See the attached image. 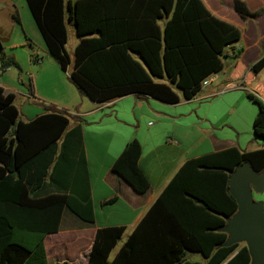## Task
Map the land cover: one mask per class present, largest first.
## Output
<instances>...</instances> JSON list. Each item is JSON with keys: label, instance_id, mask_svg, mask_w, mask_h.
Instances as JSON below:
<instances>
[{"label": "trees", "instance_id": "trees-1", "mask_svg": "<svg viewBox=\"0 0 264 264\" xmlns=\"http://www.w3.org/2000/svg\"><path fill=\"white\" fill-rule=\"evenodd\" d=\"M24 3L48 55L63 71L69 64L66 23H72L78 42L68 76L95 102L141 92L175 103L173 87L189 99L202 79L221 70L225 57L236 59L241 52L232 46L240 28L213 15L201 0ZM232 9L242 19L260 12L249 10L244 0H232ZM12 19L19 22L15 14ZM10 65L17 67L12 57L0 54V68ZM262 68L264 52L248 70L257 74ZM246 95L257 105L253 134L264 143V102ZM13 98L0 86V264H48L43 238L58 230L63 210L84 224L93 222L87 172L76 158L79 130L65 131L69 116L61 110L20 120ZM139 154L140 144L132 139L110 167L141 193L148 180L137 163ZM243 161L257 172L264 169V145L185 160L110 259L123 226L95 230L85 264H249L246 246L219 245L226 234L217 230L236 210L227 179ZM186 252L199 253L202 263L187 259Z\"/></svg>", "mask_w": 264, "mask_h": 264}, {"label": "crops", "instance_id": "crops-1", "mask_svg": "<svg viewBox=\"0 0 264 264\" xmlns=\"http://www.w3.org/2000/svg\"><path fill=\"white\" fill-rule=\"evenodd\" d=\"M201 1L213 15L240 28V38L232 46L241 48V52L236 59L225 57L221 70L211 73L215 77L204 86L200 85L189 99L183 98L180 90L173 87L178 95L175 103L141 92L127 93L103 102L90 100L68 76L78 42L72 23V58L65 50L69 58L65 71L48 55L44 46L42 54L31 51L33 56L41 59L33 66L32 78L44 77L46 70L51 69L64 81L65 91L53 95L42 93L28 77V92L21 95L41 104L43 109L18 118L28 120L51 109L67 113L69 121L65 131L79 130L76 158L83 160L82 168L87 172L93 211V222L89 224H84L67 210L62 211L58 230L43 238L48 264H85V254L97 228L123 226L121 236L124 235V240L185 160L228 147L248 151L264 145L253 134L251 126L257 105L246 95L250 92L264 102V68L257 74L248 70V66L264 52V0H244L249 10H260L247 19H242L232 9V0H228L226 9L221 5L222 0ZM0 9L14 21L12 15L17 13L12 0H0ZM153 79L166 82L165 78ZM0 86L5 92H12L1 83ZM12 93L14 102L15 94ZM14 105L18 114H22L23 107ZM132 139L140 144L137 163L148 180V187L141 193L135 192L110 167L124 145ZM263 192L264 189L255 193ZM108 199L113 200L106 202ZM258 200L264 206V201ZM202 261L203 258L199 263Z\"/></svg>", "mask_w": 264, "mask_h": 264}, {"label": "rangeland", "instance_id": "rangeland-1", "mask_svg": "<svg viewBox=\"0 0 264 264\" xmlns=\"http://www.w3.org/2000/svg\"><path fill=\"white\" fill-rule=\"evenodd\" d=\"M14 8L18 15L19 21H12L9 17L5 16V11L0 9V54L8 57H12L17 63V67L10 65L8 68H0V83L14 92V103L22 108V114H18L19 118L23 115H33L36 111H41L43 106L31 101L29 97L22 96L21 94H27L28 92V77H31L32 85H36L37 91H41L45 94L53 95L54 92L61 94L65 91L63 82L51 69H47L44 77L39 76L36 79L32 78L33 66L37 65V62L32 60L33 54L31 51L36 52L38 55L42 54L43 48L40 35L30 17L27 7L23 0H12ZM66 1V0H65ZM228 0H222V7L228 8ZM71 23H66L67 40L65 42L64 49L67 51L70 59L72 58L70 52V46L74 39V32ZM25 34V36H24ZM43 79H42V78ZM55 94V93H54ZM252 197L255 200L262 199L264 201L263 193H252ZM264 210V206H263ZM124 235L118 240L116 247L123 240ZM114 249L110 252L108 259L111 258L114 253ZM185 257L189 260L201 261L202 257L196 252H186ZM105 264V263H104Z\"/></svg>", "mask_w": 264, "mask_h": 264}, {"label": "water", "instance_id": "water-1", "mask_svg": "<svg viewBox=\"0 0 264 264\" xmlns=\"http://www.w3.org/2000/svg\"><path fill=\"white\" fill-rule=\"evenodd\" d=\"M263 189L264 169L257 172L243 161L228 172L227 191L236 203V210L224 216V223L217 228L226 234L219 245L243 243L249 254V264H264L263 204L252 197L253 192Z\"/></svg>", "mask_w": 264, "mask_h": 264}, {"label": "built area", "instance_id": "built-area-1", "mask_svg": "<svg viewBox=\"0 0 264 264\" xmlns=\"http://www.w3.org/2000/svg\"><path fill=\"white\" fill-rule=\"evenodd\" d=\"M32 60L34 62L39 63L40 62V57H37L36 55L32 56ZM215 77L214 74H209L207 75L204 79H202V81L200 82L201 86H204L205 84H207L210 80H212ZM229 86H232L231 84H229Z\"/></svg>", "mask_w": 264, "mask_h": 264}]
</instances>
